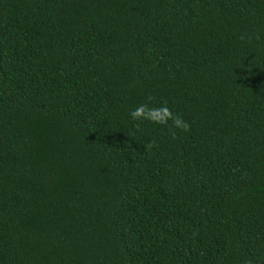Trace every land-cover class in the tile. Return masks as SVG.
<instances>
[{
  "label": "trees",
  "instance_id": "trees-1",
  "mask_svg": "<svg viewBox=\"0 0 264 264\" xmlns=\"http://www.w3.org/2000/svg\"><path fill=\"white\" fill-rule=\"evenodd\" d=\"M0 264H264V0H0Z\"/></svg>",
  "mask_w": 264,
  "mask_h": 264
},
{
  "label": "clouds",
  "instance_id": "clouds-1",
  "mask_svg": "<svg viewBox=\"0 0 264 264\" xmlns=\"http://www.w3.org/2000/svg\"><path fill=\"white\" fill-rule=\"evenodd\" d=\"M149 103H144L132 110L130 117L139 122H149L155 125L170 126L173 131L171 133L172 139H177V130L182 132L190 131V124L182 118L181 115L174 113L168 106L167 102H163L160 106H153L150 102L152 97L148 98ZM155 145V141H151L145 147L151 149Z\"/></svg>",
  "mask_w": 264,
  "mask_h": 264
}]
</instances>
